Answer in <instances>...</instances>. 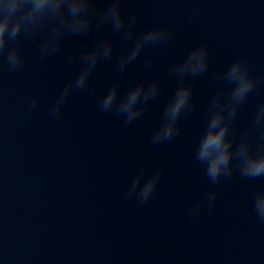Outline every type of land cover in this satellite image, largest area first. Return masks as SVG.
I'll return each instance as SVG.
<instances>
[{
	"label": "clouds",
	"instance_id": "obj_1",
	"mask_svg": "<svg viewBox=\"0 0 264 264\" xmlns=\"http://www.w3.org/2000/svg\"><path fill=\"white\" fill-rule=\"evenodd\" d=\"M105 7H98V0H0V60L7 64L9 71L21 68L25 57L22 52V37L39 39L37 62L57 55L66 37H87L110 27L114 37L122 45L118 54L112 39L100 37L89 48L81 49L69 63L78 61L80 69L74 80L69 81L50 105L49 114L59 116L73 91H89L91 76L101 61H112L114 71L123 76L129 67L148 47L166 48L174 39V29L158 25L137 31L138 15L125 16L123 0H104ZM158 11V9H157ZM199 15L194 9L192 20ZM210 53L206 44L194 46L181 60L174 62L168 75L177 80V86L164 106L162 122L150 136L152 145H160L174 139L180 132L179 120L182 115L194 109L193 87L189 78L204 75L209 69ZM153 59H145L143 70L152 69ZM223 82L207 106L206 127L195 150V159L202 166L211 184L221 178L229 179L234 173L248 179L264 178V102L256 109L248 126L241 129L238 137L234 123L241 106L257 86L249 64L243 58L235 59L226 70L217 73L212 83ZM161 93V80H140L121 94L119 79L114 80L99 97V108L104 113L122 116L123 125L141 118L148 110L150 101ZM37 100L25 98L21 105L29 111L35 109ZM145 163L132 179L125 199L135 198L137 206L146 204L156 192L161 170L154 171L146 179ZM143 181V183H142ZM208 208L211 209L216 191L207 194ZM202 202L193 203L188 214L200 215ZM253 211L264 223V190L257 192L253 200Z\"/></svg>",
	"mask_w": 264,
	"mask_h": 264
}]
</instances>
